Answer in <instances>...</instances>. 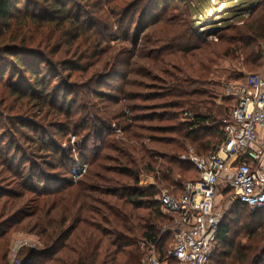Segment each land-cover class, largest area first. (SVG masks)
Wrapping results in <instances>:
<instances>
[{"label": "trees", "instance_id": "16d2710c", "mask_svg": "<svg viewBox=\"0 0 264 264\" xmlns=\"http://www.w3.org/2000/svg\"><path fill=\"white\" fill-rule=\"evenodd\" d=\"M133 1L0 0V90L5 89L9 97L18 101L26 99L41 107L43 105L59 106V103H67L70 92H66V85L70 84L72 76L81 71L83 73L81 77L84 79L86 77L84 74H88L90 69H93L98 64L97 61L101 59L97 54L103 43L101 40L100 43L96 42L99 37H103L96 33V28L100 27L98 15L111 20L109 23L112 21L118 23L119 32L126 34L129 38L130 33L126 25L127 6L129 4L130 7ZM138 1L147 2L146 13H148L160 6V3L166 5L171 0ZM198 1L202 6V0ZM223 4L226 3L223 2ZM263 7L264 2L259 0H242L237 6L230 7L228 17L225 19L228 22L224 24L226 30L218 36L216 43H199L193 31L194 26L197 27L196 24L193 28H189V26L186 28L180 45L177 46L179 40H175L176 46L163 51L161 56L156 53L153 56L154 59L146 57L144 52L149 45V42H146L144 46H141L143 51L138 52L135 59L156 60L153 62L158 63L160 59H165L164 54L170 53L169 56L174 57L185 69L188 66V69L192 70V74L196 73L193 67L198 66L196 75L204 81H207L209 76V67H212L221 58L242 60L251 71H258L262 65L259 41L264 39L263 12L260 11ZM193 12L196 14H193L195 19L196 17L204 18L207 15L204 9L197 6ZM249 18L251 21L243 28L232 26L235 21ZM110 30L108 29L107 33ZM133 47H139L138 41H133ZM51 48H54V51H51ZM192 53H197V55ZM127 55L130 54L127 53ZM68 57L71 58L68 59ZM112 58L108 65L112 63ZM188 59L191 60L190 63L193 67L189 63L186 65ZM115 61L116 63L113 62L114 65L110 71L116 66L119 67L120 60L116 59ZM80 62H83L84 65L79 68ZM128 67H130L129 63ZM64 73H67L65 80L62 78ZM180 76L183 77L181 72ZM181 81L175 76L170 77V85L173 86L171 95L175 98V102L170 104L171 106L167 104L169 105L167 109H175L180 111L181 115L188 116L190 121L182 126L184 132L180 137L195 145V150L200 155H207L216 147V144L223 140L224 121L227 118L229 100L224 98L221 105L209 107L203 101V98L208 97V94L190 91ZM51 86H54L52 91ZM3 100L0 99V104H3ZM62 113L66 118H69L71 112L62 111ZM138 120L140 118L132 120L127 117V122L135 123ZM86 122L88 129L92 126L90 131L92 135L90 136L88 133L86 138L89 137L88 140L93 138L99 143L103 136V133H99L98 130L101 121L95 119L94 126L88 116ZM127 124L128 142L121 143L124 148L108 144L106 148L108 151L114 152L116 157L97 154L93 163L95 170L90 172L89 169L90 173L86 176V180L82 178L77 184L61 182V184L64 183V186L54 181L56 188L59 187L55 188L57 194L48 191L47 188L50 187V184L46 182V192L41 193L47 200L44 207L51 205L52 212H55L61 206V216L58 219L44 217L42 210L38 216L40 219L37 218L35 224L29 221L25 228H31V233L35 232L41 237L47 238L46 246L52 247L44 253L33 254L34 256L24 264H34L39 259L50 260V258L55 260L39 264H142L146 255L141 251L137 241L156 245L162 264H179L176 260L169 258L168 251L164 250V241L159 235L156 225L158 220L163 218L157 201L158 189L141 185V172L145 169L150 173L155 172L158 162L151 156L148 157V152L143 146L141 148L136 146L138 140L143 137L136 134L137 132H131L133 127L129 123ZM34 126L36 125L32 122L26 124L23 121L15 124V127L21 130L24 128L35 130ZM3 128L4 126L0 124V129ZM135 128L137 129V126ZM167 132L166 130L164 133ZM30 141L33 144H45L44 138H32ZM131 142L133 143L131 144ZM171 144L162 143L166 147H175V151L165 153L166 157L161 165L164 181L173 183L175 174L189 173L186 171V165L191 168L193 174L190 175L194 176L193 180H196L198 178L197 171L193 166H189L188 163L181 160L182 154L178 155V149ZM59 152L58 150L56 154ZM61 156H63L61 163H65V153ZM108 161H116L120 167L124 166L120 170L111 168L105 164ZM8 167L11 172L10 169H13L14 163L9 164ZM37 167L35 164L30 167L29 173L32 179L40 180L41 177L47 179L48 177L41 174V169ZM23 169L20 166V170ZM21 173L22 175L26 174L25 170ZM111 175L127 177L133 185L127 187L121 180L115 179ZM65 187H75V189L65 192L63 189ZM95 195H98V198ZM100 196L111 197V199L103 200ZM10 206V210H14L15 204ZM230 209L229 216H240L242 211L249 212L250 218L247 219H250V225L247 227L243 225L249 244L240 246L238 250L234 251L233 243L228 241L230 225L227 222L224 223L219 229L217 249L210 264H216L217 258L218 264H226V261H229L227 264H264V258L262 260L264 249L257 254L259 252L257 244L260 242L254 239L255 232L251 228V225L257 220L264 219V207L253 209L235 201L231 204ZM2 215L4 216V214ZM18 215L19 212L16 211L1 221L0 238L6 236L19 223ZM26 218L31 217L26 216ZM101 225L113 228V232H106L101 228ZM73 235L74 237L67 244ZM59 252L62 253V256L57 258L56 255ZM8 256L7 249H0V264H9Z\"/></svg>", "mask_w": 264, "mask_h": 264}, {"label": "rangeland", "instance_id": "374dc122", "mask_svg": "<svg viewBox=\"0 0 264 264\" xmlns=\"http://www.w3.org/2000/svg\"><path fill=\"white\" fill-rule=\"evenodd\" d=\"M241 1L202 0L201 6L198 0H171L166 5L160 3V6L146 13L147 2L141 3L134 0L130 7L129 4L127 6L126 25L130 33L129 38L126 34L119 32L118 23L113 21L109 23L111 20L98 15L100 27L96 28V33H99L100 36L103 35V37H99L96 42L100 43L101 40L103 43L97 54L101 59L97 61L98 64L93 69H90L88 74H84L86 76L84 79L81 77L83 76L81 71L72 76L70 84L66 85V92H70L67 103H59L60 107L58 105H43L41 107L26 99L18 101L9 97L5 89L0 90V99H4L3 104H0V124L4 126L3 129H0V223L14 212H19L17 219L19 223L6 236H2L3 233H1L2 237L0 238V249L8 250L9 264H24L30 260V257L44 253L52 247L46 246L47 238H43L35 232L31 233V228H25L29 221L35 224L40 219L38 216L42 210L44 217L58 219L61 216V206L55 212H52L51 205L44 207L47 200L41 193L46 192V182L50 184V187L47 188L48 191L57 194L56 189L59 187L56 188L54 181L58 184L61 182L77 184L82 178L86 180V176L95 170L93 163L97 154L101 156L108 154L111 157H116L114 152H110L106 148L108 144L124 148L121 143L128 142L127 123L133 127L131 132H137L136 134L143 137V139L138 140L136 146L138 148L143 146L148 152V157L151 156L153 160L158 162L155 172L150 173L146 169L143 170L140 174V180L145 175L153 176L154 178H152L155 179L159 188L170 190L173 185L180 189L183 184L194 179V176L191 177L193 171L187 165L185 168L189 173L175 174L173 183L165 182L161 172V165L166 157L165 153L175 151V147H166L162 143L171 144L174 142L171 145L176 146L178 155H183L189 148H196L195 145L180 137L184 132L182 126L190 121L188 116L186 114L181 115L178 110L167 109L170 104L175 102V98L171 95L173 94V86L170 85V77L175 76L181 79V82H184V86H187L190 91L208 94V97L203 98V101L209 107L221 105L223 99L227 98L229 100L227 116L232 106V99L227 96V87L257 71H251L242 60L221 58L212 67H209V76L207 81H204L197 77L196 73L199 67H193L190 59L186 61V65L187 63L192 65L195 74H192V70H189L188 66L185 69L174 57L169 56L170 53L164 54L165 59H160L158 63L153 62L156 60H138L135 59V56L138 52L143 51L141 46H144L146 42H149L144 52L146 57L154 59L153 56L156 53L161 56L163 51L173 49L176 46L175 40H179L177 46L180 45L186 28L188 26L193 28L196 24L197 27L194 26L193 31L199 43L218 42V36L226 30L224 24L228 22L225 20L230 11L228 9L237 6ZM259 1L264 2V0ZM82 5L84 6V4ZM196 6L207 12L206 17L200 19L193 17V14L196 15L193 12ZM260 11L263 12L264 20V7ZM250 21V18L238 20L233 22L232 26L243 28ZM108 29L111 30L107 33ZM94 37L96 36L94 35ZM133 41H138V48L133 47ZM261 42L260 40V52ZM51 51H54V48H51ZM192 54L197 55V53ZM111 57H113L112 63L108 65ZM56 58L59 59L58 56ZM70 58L68 57V59ZM116 59L120 60L118 62L119 67L116 66L115 70L110 71L114 65L113 62L116 63ZM128 63L130 67H128ZM83 65L84 63L80 62L78 67H83ZM186 71H188L187 75ZM180 72L183 77L180 76ZM66 74H63L64 80L67 78L65 77ZM53 88L54 86H51V91ZM62 111L71 112L70 117L66 118ZM88 116H90L94 126L96 124L95 119L101 121L98 130L99 133H103V136L99 143L93 138L91 140H88L89 137L86 138V134L92 135L90 133L92 126L88 129L86 122ZM127 117L132 120L133 118H140V120L135 123L127 122ZM19 121L26 124L34 123L36 125L34 126L35 130L29 128L21 130L15 127ZM166 130L168 132L164 133ZM38 137L44 138L45 144L38 145L30 141L32 138ZM56 150L60 151L59 154H56ZM64 153L66 161L61 163L63 157L61 155ZM12 163H14V167L10 169L12 170L10 172L8 165ZM33 164L38 166L37 168L41 169V174L48 178L32 179L29 171ZM105 164L111 168H119V170L124 166L120 167L116 161H108ZM20 166L24 168L25 175H22L23 170H20ZM66 166H69L70 171L65 168ZM82 166H86L87 172L89 169L90 172L75 178V172L77 171L76 173L79 174ZM111 176L121 180L127 187L133 185L127 177ZM63 184L61 186H64ZM63 189L65 192H69L75 187ZM162 189L158 190V197L163 192ZM228 191L226 184H221L218 203L226 215L224 223L227 222L230 225L228 241L233 243L234 251H236L240 246L249 244L243 225L245 227L250 225V219H247L250 218V215L248 211H242L240 216H229L230 207L234 201L230 198L231 194ZM95 196L98 198V195ZM100 197L103 200L111 199V197ZM11 204H15L14 210H10ZM162 215L163 218L158 220L156 225L159 235L164 241V250L168 251L169 255L173 247V236L169 228L168 217L163 213ZM26 216L31 218H26ZM101 228L108 233L113 232V228L105 225H101ZM251 228L255 232L254 239L260 242L257 244L259 249L257 254H259L264 249V219L257 220L251 225ZM73 237L74 235L70 237L67 244ZM137 242L141 251L148 255V247L142 249V242ZM61 256L62 253L60 252L56 255L57 258ZM53 260L55 259H39L34 264ZM217 260L216 264H218ZM228 262L226 261V264Z\"/></svg>", "mask_w": 264, "mask_h": 264}, {"label": "built area", "instance_id": "2783aa9c", "mask_svg": "<svg viewBox=\"0 0 264 264\" xmlns=\"http://www.w3.org/2000/svg\"><path fill=\"white\" fill-rule=\"evenodd\" d=\"M261 57L257 72L227 87L232 106L224 121L221 143L207 155L189 148L181 156L194 167L198 178L179 190H163L157 198L161 212L170 221L173 247L169 258L179 264H210L214 257L226 217L218 203L221 184H226L234 202L253 209L264 207V39ZM76 172L74 177H80L87 167ZM144 247L149 254L142 264H162L156 245L142 242Z\"/></svg>", "mask_w": 264, "mask_h": 264}, {"label": "crops", "instance_id": "0c3cea01", "mask_svg": "<svg viewBox=\"0 0 264 264\" xmlns=\"http://www.w3.org/2000/svg\"><path fill=\"white\" fill-rule=\"evenodd\" d=\"M153 177V176H152ZM151 176H148V175H145L143 177V180L141 181V185L144 186V187H155L157 188L158 190L159 189H162V188H159L158 184L156 183L155 179H153ZM152 178V179H151ZM144 182H145V185H144ZM171 191L173 190H177L179 188L175 187V186H172L171 188ZM181 189V188H180ZM163 190V189H162ZM158 198V197H157Z\"/></svg>", "mask_w": 264, "mask_h": 264}]
</instances>
